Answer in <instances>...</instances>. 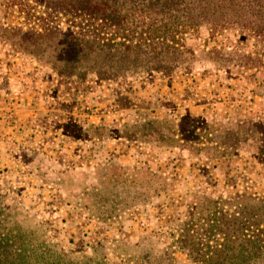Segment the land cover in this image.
<instances>
[{
	"label": "rangeland",
	"instance_id": "rangeland-1",
	"mask_svg": "<svg viewBox=\"0 0 264 264\" xmlns=\"http://www.w3.org/2000/svg\"><path fill=\"white\" fill-rule=\"evenodd\" d=\"M50 6L0 0V232L74 261L200 264L183 235L202 254L242 235L244 218L253 230L252 198H264V68L206 57L249 44L189 41L197 60L171 71L61 74L48 42L35 57L32 30ZM183 116L194 123L182 124L184 142Z\"/></svg>",
	"mask_w": 264,
	"mask_h": 264
},
{
	"label": "trees",
	"instance_id": "trees-1",
	"mask_svg": "<svg viewBox=\"0 0 264 264\" xmlns=\"http://www.w3.org/2000/svg\"><path fill=\"white\" fill-rule=\"evenodd\" d=\"M48 1L47 22L38 17L42 22L32 30L39 52L35 57L44 54L48 46L43 44L48 42L50 67L61 74L92 72L117 79L188 67L197 60V52L188 42L207 44L218 36L236 37L250 49L243 53L234 45H227V51L211 48L206 53L209 63L228 67L237 59L233 65L238 67L264 68V0ZM60 19H64L63 26L58 25ZM192 121L184 116L179 119L178 134L183 142L187 137L182 124L192 126ZM154 123L148 121L145 127ZM237 138L230 145L225 140L220 144L232 148ZM252 200L258 202L253 230L245 225L248 219L243 217L242 235H223L220 242L214 238L215 243H206L207 250L202 254L193 246V235H183L178 243L182 242L189 258L200 264H264V198ZM23 239L24 235L0 232V264H93L85 258H66L49 245L45 250L33 249Z\"/></svg>",
	"mask_w": 264,
	"mask_h": 264
}]
</instances>
